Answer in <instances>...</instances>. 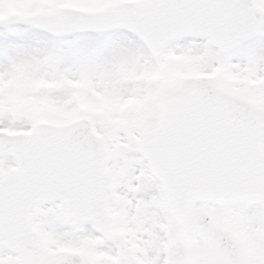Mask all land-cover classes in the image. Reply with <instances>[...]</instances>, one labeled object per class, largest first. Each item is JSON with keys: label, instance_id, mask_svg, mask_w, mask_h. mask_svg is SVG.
<instances>
[{"label": "snow or ice", "instance_id": "obj_1", "mask_svg": "<svg viewBox=\"0 0 264 264\" xmlns=\"http://www.w3.org/2000/svg\"><path fill=\"white\" fill-rule=\"evenodd\" d=\"M0 264H264V0H0Z\"/></svg>", "mask_w": 264, "mask_h": 264}, {"label": "rangeland", "instance_id": "obj_2", "mask_svg": "<svg viewBox=\"0 0 264 264\" xmlns=\"http://www.w3.org/2000/svg\"><path fill=\"white\" fill-rule=\"evenodd\" d=\"M14 11L19 12L21 14H28L26 9H15ZM42 84L43 82L39 81L36 83L35 86H40ZM29 86L30 85L20 81L10 82L8 87L14 90L13 95H17L16 97L12 96L11 99L18 103H27V98L25 97L24 93ZM15 90H20V93L15 92ZM84 107L88 108L90 111H99L103 110L106 107H109V105H107L106 103L87 104L84 105ZM42 115L44 116V118H52L54 114L52 112H44L42 113Z\"/></svg>", "mask_w": 264, "mask_h": 264}]
</instances>
